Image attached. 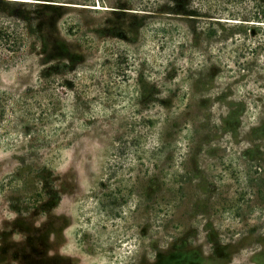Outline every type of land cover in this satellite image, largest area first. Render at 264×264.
<instances>
[{
    "label": "rangeland",
    "instance_id": "rangeland-1",
    "mask_svg": "<svg viewBox=\"0 0 264 264\" xmlns=\"http://www.w3.org/2000/svg\"><path fill=\"white\" fill-rule=\"evenodd\" d=\"M65 14L44 5L30 67L0 69V264H264V170L245 165L264 155L255 111L193 133L185 76L148 61L138 89L142 61L115 74Z\"/></svg>",
    "mask_w": 264,
    "mask_h": 264
},
{
    "label": "trees",
    "instance_id": "trees-1",
    "mask_svg": "<svg viewBox=\"0 0 264 264\" xmlns=\"http://www.w3.org/2000/svg\"><path fill=\"white\" fill-rule=\"evenodd\" d=\"M44 5L65 10L66 34L79 45L93 43L88 51L112 60L115 74L131 72L133 61L141 60L134 70L139 72L138 89L150 83L148 61L158 59L165 75L185 76L177 83L191 116L199 118L193 133L217 129L239 105L255 111L246 123L249 129L252 123L264 125V0H0V69L19 61L30 67L23 60L39 41L36 25ZM50 68L54 77L61 66ZM161 101L154 113L165 117L170 110ZM235 127L232 139L240 131ZM141 128L123 130L125 136L129 133L124 138L130 155L141 147ZM260 134L264 139V130ZM234 159L230 165H240L236 153ZM246 163L259 174L264 155L253 154Z\"/></svg>",
    "mask_w": 264,
    "mask_h": 264
},
{
    "label": "water",
    "instance_id": "water-1",
    "mask_svg": "<svg viewBox=\"0 0 264 264\" xmlns=\"http://www.w3.org/2000/svg\"><path fill=\"white\" fill-rule=\"evenodd\" d=\"M53 4H59V3L53 2Z\"/></svg>",
    "mask_w": 264,
    "mask_h": 264
}]
</instances>
